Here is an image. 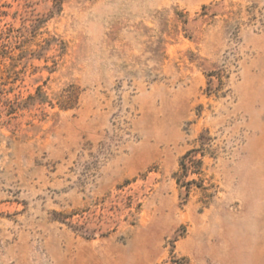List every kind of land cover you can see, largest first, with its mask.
I'll return each mask as SVG.
<instances>
[{"label": "rangeland", "instance_id": "rangeland-1", "mask_svg": "<svg viewBox=\"0 0 264 264\" xmlns=\"http://www.w3.org/2000/svg\"><path fill=\"white\" fill-rule=\"evenodd\" d=\"M0 50V264H264V0H0Z\"/></svg>", "mask_w": 264, "mask_h": 264}, {"label": "trees", "instance_id": "trees-1", "mask_svg": "<svg viewBox=\"0 0 264 264\" xmlns=\"http://www.w3.org/2000/svg\"><path fill=\"white\" fill-rule=\"evenodd\" d=\"M36 25L34 24V25H32V27H35ZM63 46H64V48H65V44L64 43H61ZM9 59V60H12L13 61V59L11 58V57H8V56H6V55H3V53H2V50H0V62H1V60H5V59ZM41 58H44V57H35V59H37V60H41ZM11 67V69L13 68V66L11 65L10 66ZM36 95L35 96H33V97H29L30 98V100H32V101H35V103H37V104H44L45 102H46V97L44 96V95H41V97H40V89L38 88L37 90H36ZM60 107H61V109H66V108H68V107H66L65 105H60ZM9 108H12L11 106L9 107ZM9 114H11V113H9ZM207 134V132H203V133H201V135H200V141H202L203 139V137L205 136ZM202 137V138H201ZM209 139H207L206 141H208ZM202 145L204 144L203 143V141H202V143H201ZM194 154H195V151H188L186 154H184L183 156H182V158H181V160H180V163H179V166H180V168L182 169V171L186 174V173H188V167H187V165H188V163H190V165H196L197 166V168H198V170L200 171V168H201V166H202V161H201V159H196V157L194 156ZM195 173V172H194ZM196 174V173H195ZM193 183V181H189L188 183H186L188 186H190L191 184ZM179 184V183H178ZM62 224H66V225H68V226H70V229H72V231H74V232H78V227H81L82 228V226H79V225H74V224H72V222H69V223H65L64 221H60ZM84 228V227H83ZM82 234V233H81ZM109 233L107 232L106 234H102V235H99V237H102V238H104V237H106L107 235H108ZM82 237H84L85 239H94V237H95V234H94V232L93 231H89V233H86V235L83 233L82 235H81Z\"/></svg>", "mask_w": 264, "mask_h": 264}]
</instances>
